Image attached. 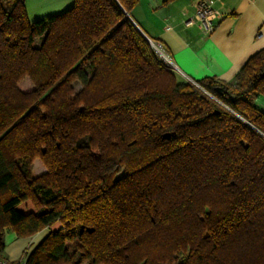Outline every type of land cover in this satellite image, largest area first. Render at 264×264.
<instances>
[{"label":"trees","instance_id":"obj_1","mask_svg":"<svg viewBox=\"0 0 264 264\" xmlns=\"http://www.w3.org/2000/svg\"><path fill=\"white\" fill-rule=\"evenodd\" d=\"M138 2L33 21L0 0V252L6 229L59 222L26 264H264V48L205 92L163 64Z\"/></svg>","mask_w":264,"mask_h":264},{"label":"crops","instance_id":"obj_2","mask_svg":"<svg viewBox=\"0 0 264 264\" xmlns=\"http://www.w3.org/2000/svg\"><path fill=\"white\" fill-rule=\"evenodd\" d=\"M197 1L139 0L129 15L150 38L163 42L187 75L196 80L214 76L232 81L247 60L264 48V0H215L223 17L211 33L204 32L195 21L189 23ZM27 3L28 10L38 8L39 14L47 16L70 8L74 0H31L30 4L27 0ZM261 102L260 108L264 110V98ZM60 226L57 222L28 237L6 229L0 256L9 260L27 259L49 232Z\"/></svg>","mask_w":264,"mask_h":264},{"label":"built area","instance_id":"obj_3","mask_svg":"<svg viewBox=\"0 0 264 264\" xmlns=\"http://www.w3.org/2000/svg\"><path fill=\"white\" fill-rule=\"evenodd\" d=\"M223 17V13L216 7L215 0H198L196 2V12L193 18L189 20V23L197 22L200 28L206 32L211 33L215 30L218 20ZM152 46L159 54L163 64L169 67L171 70L181 74L185 80L201 88L207 92L198 80L187 75L175 62L170 52L167 50L163 42L152 41ZM27 260L21 258L19 260H9L0 256V264H26Z\"/></svg>","mask_w":264,"mask_h":264},{"label":"rangeland","instance_id":"obj_4","mask_svg":"<svg viewBox=\"0 0 264 264\" xmlns=\"http://www.w3.org/2000/svg\"><path fill=\"white\" fill-rule=\"evenodd\" d=\"M28 1H29V4H30L31 0H28ZM38 11H39L38 8L37 9H33L32 7L29 8L28 12H29V16H30L31 20L34 21L36 19H40V18H43V17L46 16L45 14L44 15L39 14ZM33 15H35V16L33 17ZM0 40H1V36H0ZM177 76H178L179 79H181V78L184 79L183 76H181V74H179V73H177ZM22 85H23V87L26 90L33 88V84H32V82H31L29 77H27L24 81H22ZM81 87H82L81 84H76L75 85V90L78 91ZM261 98H264V95H261L260 99L257 101V104H258L259 107H261L260 104L262 103L261 102ZM33 167H34L35 172L44 173L46 171V166L44 165V163L39 158H36L34 160ZM122 174H124L123 170H121L119 172V175H122Z\"/></svg>","mask_w":264,"mask_h":264},{"label":"water","instance_id":"obj_5","mask_svg":"<svg viewBox=\"0 0 264 264\" xmlns=\"http://www.w3.org/2000/svg\"><path fill=\"white\" fill-rule=\"evenodd\" d=\"M129 17H130V15H129ZM131 18V17H130ZM132 20V19H131ZM133 21V20H132ZM133 23L139 28V30L143 33V35L146 37V39L150 42V43H152V41H153V39L152 38H150L147 34H145L142 30H141V28L133 21Z\"/></svg>","mask_w":264,"mask_h":264}]
</instances>
